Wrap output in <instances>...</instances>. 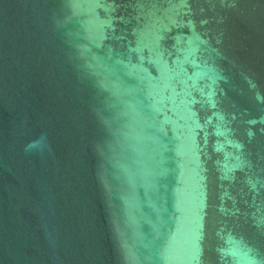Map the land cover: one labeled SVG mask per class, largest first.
Returning a JSON list of instances; mask_svg holds the SVG:
<instances>
[{
  "label": "water",
  "instance_id": "1",
  "mask_svg": "<svg viewBox=\"0 0 264 264\" xmlns=\"http://www.w3.org/2000/svg\"><path fill=\"white\" fill-rule=\"evenodd\" d=\"M0 264H264V0H0Z\"/></svg>",
  "mask_w": 264,
  "mask_h": 264
}]
</instances>
